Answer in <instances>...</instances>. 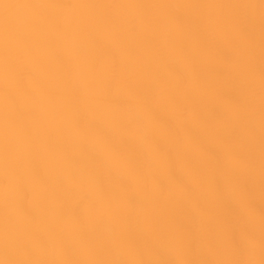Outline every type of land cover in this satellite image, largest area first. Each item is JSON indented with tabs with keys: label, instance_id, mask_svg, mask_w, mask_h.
<instances>
[{
	"label": "bare ground",
	"instance_id": "1",
	"mask_svg": "<svg viewBox=\"0 0 264 264\" xmlns=\"http://www.w3.org/2000/svg\"><path fill=\"white\" fill-rule=\"evenodd\" d=\"M0 264H264V0H0Z\"/></svg>",
	"mask_w": 264,
	"mask_h": 264
}]
</instances>
